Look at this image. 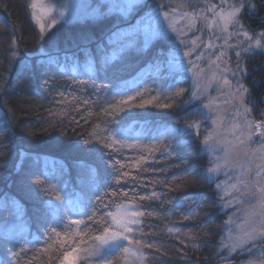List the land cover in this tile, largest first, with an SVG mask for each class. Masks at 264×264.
<instances>
[{"label": "snow or ice", "instance_id": "snow-or-ice-1", "mask_svg": "<svg viewBox=\"0 0 264 264\" xmlns=\"http://www.w3.org/2000/svg\"><path fill=\"white\" fill-rule=\"evenodd\" d=\"M104 3L105 0H100L93 13L103 15L101 9ZM139 4L140 0H123V4L119 6L121 14H127ZM30 7L34 10L33 18L39 24L41 39L46 31L75 14L74 9L58 12L54 5L43 6L35 0ZM164 7L167 5L157 4L142 17L138 21L136 32H143L146 43L153 39H164L172 45L167 59L158 63L157 72H167L169 78L178 83L177 77L181 76L182 72L188 71L189 67L193 70V76L198 78V82L189 94V100L184 103L208 99L207 104L200 105L193 112L202 119L165 126L163 131H158L155 135L133 136L124 121L132 119L135 122V118L140 115L135 109H145L148 106L172 109L174 105H161L154 103V99H144L147 89L143 92L137 91L135 95L117 89L108 106L102 109L105 116L109 117L104 122L106 126L101 128L99 124L94 125L89 137L83 141L84 144L90 145L86 151L91 154L93 163L77 161V187L69 189L67 180L62 181L58 187L43 173L38 176L34 174L31 178L38 193L47 198L44 200L43 226L51 243L46 244L43 251L50 252L48 264H157L162 245L155 240L150 241L154 234L145 232L144 229L154 215L149 209L157 202L163 201L155 191L141 195L137 189L143 190L150 184L154 187L155 183L168 187L173 183L160 180L145 182L144 176L150 168L155 172L154 165L158 153L161 156L179 153L188 144L187 138H199L201 131L204 133L201 141L202 151L210 157L211 166L205 169L208 181H215L221 173H233L230 177L233 181L230 191H224L220 197L221 208H236L222 226L224 235L221 237L219 249L225 250L227 255L220 258L230 260L233 254H247L250 259L244 264H264V119L251 118L252 110L245 105L249 89L240 82L241 78L237 75L247 71L239 63L242 53L255 54V50L259 49L261 54H264V31L250 33L239 22L242 11L255 9L256 6L251 0H240L239 3L219 0L216 4L205 0L200 11H180L181 8L190 7L183 2L172 7L170 11H162ZM37 9L39 14L35 11ZM201 23L203 29L198 27ZM230 27L236 28L237 31H229ZM217 28L220 35L213 31ZM204 29L217 40L223 36V44L217 46L211 39L204 42L200 37L181 39L194 30L202 32ZM234 37L237 43L232 44L230 41ZM51 38L49 36V39ZM181 45L188 50L182 51ZM225 48L239 49L234 52L237 58L236 71L227 65L226 60L221 67L222 58H230L224 51ZM209 51L213 52L215 60L211 56L206 58ZM9 55H19L15 40L9 46ZM42 55L46 56L47 60L38 63L44 74L55 72L62 75L65 72L69 57L65 56V64H62L58 56L53 57L48 53ZM194 55L197 61H206L210 68L214 66L215 70L211 71L208 85L216 84L221 90H227L223 103L231 106L234 113L231 118L223 114L228 109L221 108L219 97L210 98L201 94L204 90L200 87L199 78L205 76V71L192 59H188L187 63L184 60L185 57L191 58ZM72 59L75 62V57ZM228 75L236 80L235 84L228 79ZM169 88L171 89L172 85H169ZM184 91L179 88L170 92V95L179 98ZM60 95L63 97L64 94ZM117 96L120 99H117ZM119 113L124 115L117 120ZM145 140L149 143H145ZM125 150H132L136 155L126 157ZM216 188L220 190L221 184H216ZM225 196L228 197L227 200H224ZM8 203L6 195L0 198V208L7 207ZM189 213L185 219H191L197 214L194 209H190ZM166 215L171 216L170 213ZM73 216L80 219H73ZM166 231L179 239L178 234L183 230L173 226L168 227ZM62 236L70 239L62 240ZM13 239L23 244L20 252H25L31 243L24 236L12 237L4 234L0 237V264H12V258L19 260L20 252L7 247ZM16 246L13 245L14 248ZM192 247L198 249L200 245L193 242ZM68 248L72 250L68 251ZM153 249L155 252H152ZM181 255L184 256L183 253Z\"/></svg>", "mask_w": 264, "mask_h": 264}, {"label": "trees", "instance_id": "trees-1", "mask_svg": "<svg viewBox=\"0 0 264 264\" xmlns=\"http://www.w3.org/2000/svg\"><path fill=\"white\" fill-rule=\"evenodd\" d=\"M149 2L143 4V9L137 8L138 15L148 8ZM255 2V12H243V19L252 30L264 28V0ZM31 4L32 0H0V198L6 195L9 199L8 206L0 208V219L12 208L22 211L29 225L28 238L36 242L35 248L23 256L18 243H9L8 248L20 252L19 260L12 258V264H48L50 252L43 251L51 243L43 226L47 198L38 191L24 192L25 183L34 174L43 173L50 179L67 180L69 189L77 187V161L93 163L86 151L90 145L83 141L94 125L106 126L104 122L109 117L102 109L108 106L117 89L126 90L129 95L147 89L144 99L174 105L172 109L153 106L135 109L140 113L135 122L124 121L131 129L178 122L191 107L184 103L186 94L179 98L170 95L179 88V77V82L174 83L167 72H154L156 62L165 61L167 41L156 39L146 43L134 30L137 13L128 18L112 13L97 18L68 19L45 32L41 39ZM14 40L19 55L10 57L9 46ZM42 53L58 56L62 64L65 56L69 57L65 72L44 74L38 63L47 60ZM248 66L249 94L261 110L264 57L256 55ZM123 115L119 113L116 119ZM187 139L188 144L179 153L162 156L158 153L155 172L150 168L144 176L145 182L173 183L168 187L155 183L154 187L150 184L143 190L137 189L141 195L155 191L163 201L149 209L154 215L144 230L154 234L150 238L162 242L157 264H218L225 214L220 211L214 185L207 179L208 158L200 139L194 136ZM182 203L197 212L186 225L200 245L198 249L155 233L171 224L165 214L174 212L184 217L186 207L182 208ZM232 258L231 264L239 263L238 256Z\"/></svg>", "mask_w": 264, "mask_h": 264}, {"label": "rangeland", "instance_id": "rangeland-1", "mask_svg": "<svg viewBox=\"0 0 264 264\" xmlns=\"http://www.w3.org/2000/svg\"><path fill=\"white\" fill-rule=\"evenodd\" d=\"M147 0H140V4L137 5L135 8H133L130 12H128L127 14H121L120 8L119 6L123 4V0H105V3L103 5V8L101 9V12L103 14H116L122 18H128L131 17L134 13L136 14V23L134 24V30H136L137 26H138V21L141 20L142 17H145L146 14L148 12H150L152 9H154L156 7L157 4L160 5H167V7H164L162 9V11H170L172 7H175L177 4L183 2L188 4L190 7H184L181 8L180 11H200L203 7H204V3L205 0H151V2H149V6L148 8L144 11H142L139 14L137 8H142L143 9V4H145ZM34 2V0H32V3ZM35 2L42 4L43 6H52L54 5L56 10L59 11H64L66 9H74V15L71 16L70 19H85L87 17H93V18H97L98 16H100L99 14H94L93 13V9H95L97 7V5L99 4L100 0H35ZM208 3H212V4H216L219 3V0H207ZM229 2H235V3H239L240 0H229ZM252 3L255 4L256 6V2L255 0H251ZM142 6V7H141ZM250 12H255L257 10V6L255 7V9H248ZM34 11V10H33ZM37 11V13L39 14V9L35 10ZM243 12L241 13V15L239 16V22L240 24L244 25V28L249 31L250 33H258L260 31H264V28L261 29H255L252 30L251 28L248 27V25L245 23L244 19H243ZM35 22L37 23V21L35 20ZM167 23V22H165ZM183 24V22H181V25ZM38 27L39 24L37 23ZM181 25H178V27H180ZM198 27L203 29V24L201 23V25H199ZM40 29V27H39ZM213 31L216 32L217 35H220L219 33V29H214ZM229 31L235 32L237 31L236 28L230 27ZM47 32V31H46ZM138 35H141L144 40H145V36L143 34V32L138 33ZM173 36H175V33L172 34ZM197 37H200L204 42H207L209 39L212 40V43L214 45H221L224 42V38L223 36H221L220 40H217L215 38V36L210 35L209 31L207 29H204L202 32L201 31H193L188 33L187 36L181 37V39H185V40H191V39H195ZM241 40L243 39V37L240 38ZM156 40V39H153ZM153 40H150L148 42H151ZM167 41V40H166ZM177 43H179V41H177ZM230 43L235 44L237 43L236 38L234 37ZM245 47L247 46L246 44L244 45ZM172 47V45L167 41V50L165 52V60L167 59L168 56V52L170 50V48ZM181 49L182 51H187L188 49L185 48L183 45H181ZM44 50V49H43ZM239 49H230V48H225L224 51H226L228 53V57L230 58H222V62H221V67L224 66V60H226V63L228 66H230L232 68L233 71H236V63H237V58L234 55L235 51H238ZM198 54V53H197ZM256 55H260L262 57H264V54H261L259 49L255 50V54L249 53V54H243L241 55V58L239 60L240 66L242 68H245L247 71L245 73H237V75L240 76V82L243 83L248 89L249 88V83L251 81V70L248 66L249 60H253L255 58ZM207 56H211V58L213 60H215V55L213 54L212 51H209L206 53V58ZM188 59H192L194 63H198L200 64V66L204 69L205 71V76L203 78H199V84L202 90V95L206 96V97H210V98H216L219 97L220 98V106L222 109L227 108L228 111L223 113L226 117L231 118L234 113L232 111V108L230 105H225L223 103V100L225 99V93H226V89L221 90L220 88H218V86L216 84H212L211 86L208 85V78L211 76V71H214L215 68L214 66H212L210 68L209 64L206 61H197L195 59V55L191 58L189 57H185V63H187ZM158 63H162V61H158L156 62L157 66ZM157 68V67H156ZM154 72H157V69H155ZM179 79L181 80V84L179 85V88L184 89V93L187 95V99L186 101L189 100V94L191 93V91L193 90V88L195 87V85L198 82V78L193 76V70L189 67L188 71L182 72L181 76H179ZM228 79L232 81L233 84L236 83V80L231 76L228 75ZM183 81V82H182ZM178 88V89H179ZM263 101H264V97H263ZM208 103V99H201L198 102L197 101H193L191 104V107L186 111L183 112V114L178 118V122H171L168 121L166 123L161 124L160 126H154V125H143L140 127V129H134V128H129L130 129V133L133 136H147L149 134L155 135L158 131H163L165 126L168 125H174V124H183L187 121H191V120H200L202 119L201 116L198 115H194V109H197L200 107V105L202 104H207ZM190 104H186V105H190ZM245 105L249 108H251L252 112H251V118H254L256 120H260V119H264V107L261 110H258L256 102L254 101V99L251 97V95L248 93L246 99H245ZM227 123V120L225 121ZM207 122H205V127H207ZM203 131H201V135L199 137L200 142L203 139ZM145 143H149V141L145 140ZM171 143H175V141H171ZM202 144V143H201ZM256 145H253V147H255ZM203 148V146H202ZM207 158H208V167H210L211 165L209 164V159L210 157L204 153ZM124 155L126 157H132L135 156V152H133L132 150H125ZM233 176V173L231 172H225V173H221L218 178L215 181H212L211 183L214 185L215 190H216V195L218 198V204H219V208L220 211L222 213L225 214V221H227V219L229 218V216H232L233 213L236 211V208H221V199L220 197L223 196L224 191H230V184L233 182L230 180V177ZM27 177V175H26ZM51 183L56 185V186H61L62 181L59 178L57 179H50ZM227 182V183H226ZM216 184H221V189L217 190L216 188ZM29 191L36 193L37 190L34 187V185L31 182V178L29 180V182L25 183V187H24V192H28ZM228 197L225 196L224 200H227ZM181 205H184L183 207H186V212L184 214V217L189 216V210L190 208L187 207L186 204L182 203ZM182 207V208H183ZM171 216H167L165 214V218L168 220H171V224L168 225L165 229L163 230H158L155 233L156 234H162L165 235L166 237H169L171 239H174L176 241H179L180 243H182L184 246L192 247V243L195 242L194 236L191 233V230L189 229V227L186 225L189 219H185L184 217H180L179 215L175 214L174 212H170ZM73 219H80V217L78 216H73ZM180 227L182 228V233L178 234L179 235V239L176 238V236L174 235H170L167 233L166 229L168 227ZM28 231H29V225L22 213V211L17 210L12 208L10 210V212L3 218L0 219V237H2L4 234H7L9 236L12 237H16V236H24L27 238V240L31 241V243L28 245L27 250L25 252H21V255H25L27 254L30 250H32L33 248H35L36 242L34 240H30L28 238ZM58 231H62L61 229H58ZM224 235V231L222 232V236ZM62 240H68L70 238L67 237H61ZM151 240H155L156 242H158L160 245L162 244V242H160L157 239H152ZM13 242L18 243L21 247L23 246V244H21L18 240L13 239ZM196 243V242H195ZM197 244V243H196ZM193 248V247H192ZM219 249V247H218ZM68 251H71V248L67 249ZM152 252H155V249L152 250ZM219 257L225 256L227 255L226 251L223 249H219L217 252ZM233 254L232 257H234ZM240 258V261L238 264H244L245 261L249 260L250 257L247 254H243V255H236ZM230 260H222L221 258H218V264H231L233 263L232 258ZM221 259V260H219Z\"/></svg>", "mask_w": 264, "mask_h": 264}, {"label": "flooded vegetation", "instance_id": "flooded-vegetation-1", "mask_svg": "<svg viewBox=\"0 0 264 264\" xmlns=\"http://www.w3.org/2000/svg\"><path fill=\"white\" fill-rule=\"evenodd\" d=\"M264 107V106H263Z\"/></svg>", "mask_w": 264, "mask_h": 264}]
</instances>
